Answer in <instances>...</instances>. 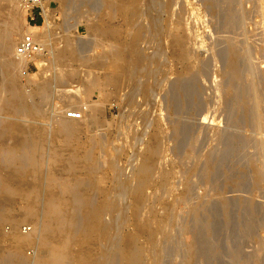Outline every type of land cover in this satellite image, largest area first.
Returning <instances> with one entry per match:
<instances>
[{"label": "rangeland", "instance_id": "374dc122", "mask_svg": "<svg viewBox=\"0 0 264 264\" xmlns=\"http://www.w3.org/2000/svg\"><path fill=\"white\" fill-rule=\"evenodd\" d=\"M11 1L0 0V45L14 51L26 29ZM53 1L66 38L49 69L36 72L32 64V73L22 76L27 66L7 49L0 54V67L4 58L13 68L12 74L0 68V126L20 130L0 132V148L36 146L37 165L27 179L40 184L39 210L49 195L62 197L60 189H48L50 179L90 182L91 191L79 189L89 204L75 207V229L100 206L103 229L86 239L89 244L87 236L73 235L72 264L82 243L100 264H123L121 250L132 243L137 264H264V0ZM9 22L18 25L11 37ZM113 49L132 64L130 77L111 60ZM9 74L24 96L18 110L8 105L14 102ZM71 106L85 108L82 121L64 119ZM143 160L153 170L135 218L136 171ZM88 164L92 169L84 168ZM73 165L80 168L68 173ZM10 167L0 160V183ZM10 198L0 194L8 212L0 218V264L17 263L11 218L20 220L24 234L41 225L21 221L25 203ZM37 243L23 251L29 264L42 258Z\"/></svg>", "mask_w": 264, "mask_h": 264}, {"label": "bare ground", "instance_id": "6f19581e", "mask_svg": "<svg viewBox=\"0 0 264 264\" xmlns=\"http://www.w3.org/2000/svg\"><path fill=\"white\" fill-rule=\"evenodd\" d=\"M2 1V0H1ZM8 1V0H6ZM63 1V0H62ZM10 2V1H9ZM12 2V1H11ZM69 2V1H68ZM5 3V2H4ZM3 3V4H4ZM132 3H134V1H132ZM8 4V3H7ZM5 5V4H4ZM135 5V3H134ZM3 6V5H2ZM16 6V4H15ZM16 8V7H15ZM131 11V10H130ZM19 12V11H18ZM17 12V13H18ZM127 12V11H126ZM133 12V11H132ZM10 13V11H9ZM128 14V13H127ZM136 14V13H135ZM182 14V13H181ZM132 15V14H131ZM184 15V14H183ZM12 16V15H11ZM16 16V15H15ZM126 16V15H125ZM135 17V16H134ZM178 17V16H177ZM181 17V16H180ZM182 18V17H181ZM184 18V17H183ZM20 20V19H19ZM13 21V19L11 20ZM10 21V22H11ZM22 21V20H21ZM9 22V23H10ZM18 22V21H17ZM8 23V24H9ZM23 23H25V19H24V16H23ZM17 24V23H16ZM14 22L10 23V29H9V34L11 37L12 33H15L17 30V27L18 25H16ZM16 25V26H15ZM21 26V25H20ZM187 32V30H185ZM25 32V31H24ZM23 32V33H24ZM185 32V33H186ZM113 34V33H112ZM187 34V33H186ZM114 35V34H113ZM183 35V33H182ZM188 35V34H187ZM184 36V35H183ZM183 36H180L179 40H178V43L180 45V48L182 49L183 48V45L185 44V38ZM191 36V34H190ZM9 37H7V35L5 36L4 38V42L3 43H7V41L9 40ZM135 38V37H134ZM189 38V37H188ZM193 38V36H192ZM114 39V38H113ZM191 39V38H190ZM135 40V39H134ZM188 40V39H187ZM113 41V40H112ZM134 41H132V46L135 44H133ZM70 45V43L68 44ZM186 46V44H185ZM187 47V46H186ZM189 47V46H188ZM191 47V45H190ZM67 48V47H65ZM64 48V49H65ZM130 48H132L130 46ZM6 49L8 50V52L10 54H14V51H13V46L10 45V47H7L6 44H2L0 45V54L2 55L3 54V51ZM68 49V48H67ZM67 49L65 50L67 52ZM70 49V47H69ZM72 49V48H71ZM108 49V48H107ZM129 49V48H128ZM127 49V50H128ZM133 49V48H132ZM131 49V50H132ZM184 49V48H183ZM182 49V50H183ZM186 49V48H185ZM74 50V49H73ZM114 51L112 52V55L110 54L111 51H110V55H111V60L114 62V64L116 66H118L120 69H122V71L124 70V68H126V71L125 72L126 74L128 73L129 75H125L126 76H129L131 75V72L132 70L130 69V67L132 66L131 63H128L125 58L121 55L122 52H118L117 50L113 49ZM136 50V49H135ZM4 51V52H5ZM107 51V50H106ZM129 51V50H128ZM70 52V50H69ZM74 52V51H73ZM130 52V51H129ZM133 52V50H132ZM131 52V53H132ZM188 52V51H186ZM234 52V51H233ZM237 52V51H236ZM63 53V52H62ZM60 53V55L62 54ZM68 53V52H67ZM76 53V52H74ZM182 53H184L182 51ZM64 54V53H63ZM73 54V53H72ZM71 54V55H72ZM108 54V55H109ZM185 54V53H184ZM184 54L181 56L182 58L185 59L184 57ZM235 52L233 53V56H234ZM66 55V54H65ZM69 55V54H68ZM106 55V56H108ZM186 55V54H185ZM238 55V54H237ZM62 56V55H61ZM70 56V55H69ZM76 56V55H74ZM238 58V57H237ZM3 59V66L4 67V70L5 72L8 74L10 73L12 70H10L11 66H10V61L8 62L6 59L4 60ZM13 59V58H12ZM239 59V58H238ZM187 60H189V57L187 58ZM240 60V59H239ZM237 61V60H235ZM14 62V61H13ZM16 62V61H15ZM186 62V61H185ZM20 63V62H19ZM231 64H233L231 62ZM12 65V64H11ZM19 65V64H18ZM21 65V63H20ZM189 65V64H187ZM235 65V63H234ZM23 66V65H22ZM0 67V68H2ZM21 67V66H20ZM24 67V66H23ZM133 67V66H132ZM236 66H234L235 68ZM240 67V66H239ZM18 68V67H17ZM13 69V68H11ZM19 69V68H18ZM21 69V68H20ZM236 69V68H235ZM131 70V72H130ZM3 71V70H2ZM1 71V72H2ZM238 71V70H237ZM4 72V71H3ZM236 72V71H234ZM87 73V72H86ZM123 73V72H122ZM232 73V72H231ZM238 73V72H237ZM236 73V77H238V74ZM12 74V73H10ZM10 74H9V84L7 83V85H9V95L11 96V100H13L14 102H11L12 104H8V105H11L13 107V109L15 110H18L17 108H21V101L23 100V97L22 94L20 92L17 91V88H16V84L14 85V82L12 80V77L10 78ZM92 74V73H91ZM123 74V75H124ZM46 75V74H45ZM94 75V74H93ZM122 75V74H121ZM121 75L119 76L121 78ZM122 75V76H123ZM234 75V74H233ZM89 76V75H88ZM231 76V74H230ZM242 76V74H241ZM125 76H123V79ZM232 77V76H231ZM235 77V79H236ZM242 78V77H241ZM7 80V79H6ZM235 81V80H234ZM7 82V81H6ZM28 82V81H27ZM92 83V82H91ZM181 83V82H180ZM179 83V84H180ZM236 83V82H235ZM29 84V83H28ZM181 85V84H180ZM249 86V85H248ZM251 87V85H250ZM246 88V87H245ZM242 89V88H241ZM249 89V88H248ZM243 90H244V87H243ZM245 91V90H244ZM68 92V90L66 91V93ZM71 92V91H70ZM246 92V91H245ZM8 101V100H7ZM131 101V100H130ZM5 102V101H4ZM10 102V101H9ZM23 102V101H22ZM8 103V102H7ZM15 106V107H14ZM23 109V108H22ZM126 120V119H125ZM3 126V125H2ZM65 126V125H64ZM1 127V126H0ZM68 127V126H67ZM67 127H65L64 131H66ZM180 128V127H179ZM68 131L70 130V127L69 129H67ZM13 131H20L18 129V126H16L15 124H6L3 128L1 127L0 128V132L1 133H5V132H13ZM71 132V130H70ZM179 132V131H178ZM69 133V132H68ZM175 133V132H174ZM177 133V131H176ZM2 136V135H1ZM70 136V135H69ZM178 136V135H177ZM255 139V138H254ZM257 140H255L256 142ZM262 141V140H261ZM260 142V141H259ZM263 142V141H262ZM259 144V143H258ZM260 146H262L260 144ZM4 148V147H2ZM2 148H0V160L2 161H7V162H10L11 163V171L9 170V173H7L6 175H4V179L3 181L0 183V194H2L3 196L5 197H12L13 199H15L16 201H23L25 204L24 206V211H23V214L21 216V221H34L37 223L38 220H41L39 221L41 223L40 227L37 226V228H31L29 231L30 232H26L25 234L22 233L20 231V220H16L17 218H15V220L13 218L10 219V225H11V230L9 231V239L11 240L12 242V245H13V260H16V261H13L14 263L17 262L16 264H29L28 260H27V257L25 256V253L23 251H25V249L31 245H35L37 242V244L40 243V247L42 248V255H41V259L36 263V264H72V261H73V257L71 255L70 252H68V249L69 248V245H70V242H72L73 240L71 239L73 237V235L75 236V234H80V238H83L85 236H87L85 238V240L90 237L91 235H93V238H94V235L95 233L99 232L100 230H102V221L100 219V217H102L103 213L105 212V209L100 206V207H97V208H94L92 210H89L86 212L85 214V226H83L80 230H79V227L78 230L75 229V223H76V214L74 213V209L77 205L81 204L83 205V207H88V199H84L82 200L80 198V194H79V189H84V190H89L91 191V188L90 187H87L86 184L87 183H90L89 181L85 182L84 179H78V180H65L61 183H57L54 179H50L48 181V189H54V188H58L60 189L61 193H62V197L59 198V199H54L52 196H48L47 199L45 200V202H43L44 206H43V209L39 210V201H40V192H41V187H40V184L39 183H32L31 181H29L27 179V176H28V172H30V170L37 165L36 163V159L34 157V153L36 152L37 148L36 146L33 144V143H30V142H26V143H17L16 144V147H14L13 149L11 150H2ZM261 148V147H260ZM194 151V150H192ZM191 151V152H192ZM155 153H157V151L155 150ZM150 155L153 154V150H151V152L149 153ZM189 154V153H188ZM190 155V154H189ZM187 157V156H186ZM191 157V156H190ZM189 157V158H190ZM210 158V157H209ZM194 159V158H193ZM186 161V160H185ZM184 161V163H185ZM143 164H140L141 166L138 168V171H136V175H137V178H138V175H139V179H138V183H137V180L135 181L136 182V186H135V189H134V193H133V196H134V214L133 216L135 218H137L139 212H140V208L142 206V201H144V197H143V189L144 187L146 186V184L148 183V180H149V177H150V171L151 168L149 167V163L148 161L146 160H143ZM183 162V160H182ZM189 162V161H188ZM142 163V162H141ZM180 163V162H179ZM263 163V161L261 162V164ZM177 164V163H176ZM194 164V163H193ZM263 166V164H262ZM5 167V166H4ZM9 167V166H8ZM174 167V166H173ZM192 167V166H191ZM197 167V166H196ZM264 167V166H263ZM80 168L79 166L77 165H73V166H70L69 169H68V173H70L72 170H76ZM84 168H91V164H88V166H84ZM155 168V167H154ZM262 168V167H261ZM88 169L87 172H88ZM92 169V168H91ZM177 169V168H176ZM256 169V168H255ZM264 169V168H263ZM262 169V170H263ZM6 170V169H5ZM113 170V169H112ZM190 170V169H189ZM260 168H258L257 171H259ZM7 171V170H6ZM178 171V170H176ZM183 172V171H182ZM256 172V171H255ZM260 172V171H259ZM90 173V171H89ZM88 173V174H89ZM198 173V172H197ZM96 174V173H95ZM257 174V173H256ZM264 174V173H263ZM177 175V174H176ZM194 175V174H193ZM196 175V174H195ZM260 175V173H259ZM3 176V175H2ZM88 177V176H87ZM259 178H261L260 176H257ZM256 177V178H257ZM2 178V177H1ZM0 178V179H1ZM91 178V177H90ZM99 178V177H97ZM136 178V179H137ZM96 179V178H95ZM258 179V178H257ZM101 180V179H100ZM99 180V181H100ZM104 180V179H103ZM259 180V179H258ZM98 181V182H99ZM102 181V180H101ZM100 181V182H101ZM191 181V180H190ZM264 181V180H263ZM98 182L96 184H98ZM104 182V181H103ZM170 182V181H169ZM259 182V181H258ZM95 183V182H94ZM167 183V182H166ZM95 184V185H96ZM100 184V183H99ZM163 184V183H162ZM260 184V183H259ZM101 185V184H100ZM84 186V188H83ZM90 186V185H88ZM94 186V185H93ZM92 186V187H93ZM169 186V185H168ZM171 186V185H170ZM103 187V186H102ZM161 187V186H160ZM97 188V187H96ZM162 189V188H161ZM96 190V189H95ZM97 190H100L99 188ZM145 190V189H144ZM187 190V189H186ZM92 191H93V188H92ZM155 191V190H154ZM165 191V190H164ZM101 192V190H100ZM64 195V197H63ZM148 197V196H147ZM153 198V197H152ZM5 199V198H4ZM11 199V198H10ZM13 199L12 202H13ZM150 199V197H149ZM3 200V199H2ZM6 200V199H5ZM151 200V199H150ZM11 202V203H12ZM147 203L150 202V201H146ZM6 203V202H5ZM144 203V202H143ZM256 203V202H254ZM145 204V203H144ZM41 206V207H42ZM152 206V205H151ZM155 206V205H154ZM254 206V205H253ZM148 207V206H147ZM252 207V206H251ZM255 207V206H254ZM9 208V207H8ZM150 209V207H149ZM8 210V209H7ZM43 210V212H41ZM146 210V209H145ZM154 210V209H153ZM148 211V210H146ZM8 213L6 212V209L4 210V207H3V203L2 201L0 200V218H2L4 215L5 217L8 216V214H5V213ZM149 212V211H148ZM196 212V211H195ZM145 213V212H144ZM142 215V214H141ZM10 216V215H9ZM149 216H151L149 214ZM153 216V214H152ZM133 217V218H134ZM197 217V216H196ZM7 218V217H6ZM6 218L2 219L3 221L6 220ZM10 218V217H8ZM150 218V217H149ZM37 220V221H36ZM138 220V219H137ZM9 221V220H8ZM7 221V222H8ZM135 221V220H134ZM140 221V220H138ZM137 221V222H138ZM1 222V221H0ZM38 222V223H39ZM136 222V224H137ZM141 223H139V227H141V229H138V230H142V228L145 226L144 224L142 225V221H140ZM147 222V221H146ZM151 222V221H150ZM8 223V225H9ZM32 223V222H30ZM36 223H33L36 224ZM148 223V222H147ZM149 224V223H148ZM147 224V225H148ZM1 225V224H0ZM150 225V224H149ZM3 227V224L1 225ZM0 226V227H1ZM36 227V225H34ZM77 226V225H76ZM1 227V228H2ZM135 227V226H134ZM138 226H136L137 228ZM3 229V228H2ZM137 230V229H136ZM45 232V235H43L42 239H40L39 237L41 236L40 233L41 232ZM137 233L136 234H140L139 231H136ZM153 233V232H152ZM169 234V233H168ZM40 235V236H39ZM173 235V234H172ZM149 236V235H148ZM169 236V235H168ZM171 237V236H170ZM55 238H59L58 241L59 242H55L53 241ZM79 238V237H78ZM76 238V239H78ZM92 238V239H93ZM132 241H135V236L131 237ZM195 238V237H194ZM91 239V237H90ZM89 239V241L91 242V240ZM150 239V238H149ZM148 239V240H149ZM82 242H84V239H80ZM152 240V239H151ZM53 241V243H52ZM131 241V242H132ZM55 242V244H54ZM85 242H88V240H86ZM152 242V241H151ZM193 242V241H192ZM74 243V241L72 242ZM77 243V241H76ZM87 243H82L80 244L81 248H80V252L78 254V256L76 255L75 257H77V259L74 261L77 262V264H100V260L94 258V256L92 255V253H90V251L86 250V248L90 245L87 246ZM94 243V240L93 242ZM198 243V242H197ZM75 244V243H74ZM73 244V245H74ZM79 244V243H77ZM76 244V245H77ZM91 244V243H90ZM196 244V243H195ZM194 245V244H193ZM11 246V245H10ZM39 246V245H38ZM79 247V246H78ZM194 247V246H193ZM196 247V245H195ZM72 248V246H71ZM90 249V248H89ZM123 251V253H121ZM140 251V250H139ZM121 254L122 255V263L123 264H137L138 262H141L139 261L141 258H140V254L138 252V249L135 248L134 246V243L132 244H128V246L124 249V250H121ZM141 252V251H140ZM193 253V252H192ZM27 255V254H26ZM158 256V255H157ZM106 258V257H104ZM104 258H101V259H104ZM195 258V257H194ZM193 259V257H192ZM105 260V259H104ZM107 261V260H106ZM247 261V260H246ZM5 262V261H4ZM105 262V261H104ZM195 262V261H194ZM193 262V264H194ZM13 264V263H12ZM76 264V263H74ZM102 264V263H101ZM248 264V263H247Z\"/></svg>", "mask_w": 264, "mask_h": 264}, {"label": "built area", "instance_id": "2783aa9c", "mask_svg": "<svg viewBox=\"0 0 264 264\" xmlns=\"http://www.w3.org/2000/svg\"><path fill=\"white\" fill-rule=\"evenodd\" d=\"M23 13L26 32L23 33L16 44L14 56L16 61L26 65L22 69V76L31 72L29 65H36V72L49 69L54 61L56 50L63 47V32L65 25L60 24L57 10L53 7V0H12ZM39 29L32 32L30 30ZM32 73V72H31ZM84 108V107H82ZM85 108L68 107L64 109V119L80 122L83 120Z\"/></svg>", "mask_w": 264, "mask_h": 264}]
</instances>
